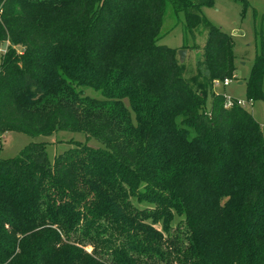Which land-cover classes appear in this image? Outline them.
Here are the masks:
<instances>
[{
    "label": "trees",
    "instance_id": "16d2710c",
    "mask_svg": "<svg viewBox=\"0 0 264 264\" xmlns=\"http://www.w3.org/2000/svg\"><path fill=\"white\" fill-rule=\"evenodd\" d=\"M169 3L200 51V88L158 44ZM211 4L0 0V135L103 145L77 142L52 163L44 143L0 157V264H264L263 133L213 92L237 78L231 35L201 13ZM263 87L261 35L246 101Z\"/></svg>",
    "mask_w": 264,
    "mask_h": 264
},
{
    "label": "rangeland",
    "instance_id": "374dc122",
    "mask_svg": "<svg viewBox=\"0 0 264 264\" xmlns=\"http://www.w3.org/2000/svg\"><path fill=\"white\" fill-rule=\"evenodd\" d=\"M201 13L214 26L231 35L235 55V75L237 80L231 81L228 86L222 82L213 85L215 94H222L226 100H243L245 98L246 81L248 79L253 61L259 52L260 36H264V0H212L208 7H202ZM185 17L183 12L174 14L173 7L169 3L166 6L160 29L159 45L185 50V58L182 64L181 76L195 89L200 88L202 80L198 77V61L191 46L194 41L184 31ZM206 33L196 34L195 43L202 48L206 43ZM185 44L190 47L185 49ZM8 47L7 43H0V58ZM19 52L20 48H16ZM178 56V55H177ZM241 83V84H239ZM264 90V87H263ZM85 95L99 99L100 92L92 89H84ZM124 103L127 105V101ZM206 109L211 105V92L206 94ZM259 123L264 139V100H257L252 106L246 108ZM93 148H101L103 145L94 139H86L83 133L59 131L48 136H30L17 132H6L0 135V157L4 159L14 158L20 151L31 143H44L47 157L50 163L56 155L72 147L77 142L85 143Z\"/></svg>",
    "mask_w": 264,
    "mask_h": 264
},
{
    "label": "built area",
    "instance_id": "2783aa9c",
    "mask_svg": "<svg viewBox=\"0 0 264 264\" xmlns=\"http://www.w3.org/2000/svg\"><path fill=\"white\" fill-rule=\"evenodd\" d=\"M230 82L231 81H229V80H225V81H223L222 83H223V86H228L229 84H230ZM218 83V82H217ZM217 83H215V84H217ZM237 104L238 105H240V106H242V107H244V108H247V107H251L252 106V103L250 102V101H241V100H238L237 101ZM231 105V102H230V100H227V102H226V107H229Z\"/></svg>",
    "mask_w": 264,
    "mask_h": 264
},
{
    "label": "water",
    "instance_id": "95a60500",
    "mask_svg": "<svg viewBox=\"0 0 264 264\" xmlns=\"http://www.w3.org/2000/svg\"><path fill=\"white\" fill-rule=\"evenodd\" d=\"M185 54H186V51L185 50H179V51H177L178 60H179L180 63H183L184 58H185ZM195 54H196L197 61H199V59H200V51L199 50H196L195 51Z\"/></svg>",
    "mask_w": 264,
    "mask_h": 264
},
{
    "label": "crops",
    "instance_id": "0c3cea01",
    "mask_svg": "<svg viewBox=\"0 0 264 264\" xmlns=\"http://www.w3.org/2000/svg\"><path fill=\"white\" fill-rule=\"evenodd\" d=\"M231 83V82H230ZM239 84H241V83H239ZM215 85V84H214Z\"/></svg>",
    "mask_w": 264,
    "mask_h": 264
}]
</instances>
